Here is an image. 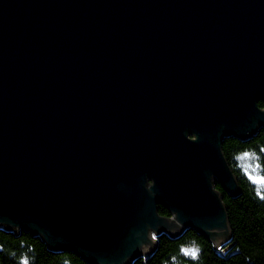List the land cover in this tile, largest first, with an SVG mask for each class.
I'll return each mask as SVG.
<instances>
[{
  "label": "water",
  "instance_id": "obj_1",
  "mask_svg": "<svg viewBox=\"0 0 264 264\" xmlns=\"http://www.w3.org/2000/svg\"><path fill=\"white\" fill-rule=\"evenodd\" d=\"M260 103L264 0H0V229L90 264L188 230L221 250L222 146Z\"/></svg>",
  "mask_w": 264,
  "mask_h": 264
},
{
  "label": "trees",
  "instance_id": "obj_2",
  "mask_svg": "<svg viewBox=\"0 0 264 264\" xmlns=\"http://www.w3.org/2000/svg\"><path fill=\"white\" fill-rule=\"evenodd\" d=\"M222 150L240 188V194L232 196L215 185L227 210L230 243L218 250L195 230L175 239L163 234L155 254L134 264H264V129L248 140L228 138ZM158 211L171 217L165 207ZM185 250H195L196 255ZM0 264L90 263L74 252L51 249L30 232L0 229Z\"/></svg>",
  "mask_w": 264,
  "mask_h": 264
},
{
  "label": "snow or ice",
  "instance_id": "obj_3",
  "mask_svg": "<svg viewBox=\"0 0 264 264\" xmlns=\"http://www.w3.org/2000/svg\"><path fill=\"white\" fill-rule=\"evenodd\" d=\"M185 251H186V254H189V255H192V256L196 255V251L195 250H185Z\"/></svg>",
  "mask_w": 264,
  "mask_h": 264
}]
</instances>
